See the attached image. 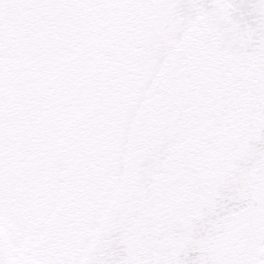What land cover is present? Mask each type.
<instances>
[{"label":"flooded vegetation","instance_id":"flooded-vegetation-1","mask_svg":"<svg viewBox=\"0 0 264 264\" xmlns=\"http://www.w3.org/2000/svg\"><path fill=\"white\" fill-rule=\"evenodd\" d=\"M167 5L0 0V264L80 263L161 29L187 18Z\"/></svg>","mask_w":264,"mask_h":264},{"label":"water","instance_id":"water-1","mask_svg":"<svg viewBox=\"0 0 264 264\" xmlns=\"http://www.w3.org/2000/svg\"><path fill=\"white\" fill-rule=\"evenodd\" d=\"M181 1L81 264H264V0Z\"/></svg>","mask_w":264,"mask_h":264},{"label":"rangeland","instance_id":"rangeland-1","mask_svg":"<svg viewBox=\"0 0 264 264\" xmlns=\"http://www.w3.org/2000/svg\"><path fill=\"white\" fill-rule=\"evenodd\" d=\"M173 7H174V2H173V0H168V5H167V7H165L164 9H162V10H163V11H162L163 13H162L160 19H163V18L167 19V15L169 14L170 11L172 12ZM116 15H118V13H117L116 10H114V11L112 12V16H113V19H114V20H115V16H116ZM159 28H160V24H159V26L155 29L154 32L156 33V32L158 31ZM151 46H152V44H151ZM126 86H128V85H126ZM126 91H127V89H126ZM124 130H125V129H124ZM111 168H112V174H113V180H114V177H116V175H117V165L115 164V162L111 164ZM113 180H112V181H113ZM100 207H102V206H100ZM99 210H100V208L97 209V210H94L93 213H94V214H97V213L99 212ZM96 216H97V215H96ZM89 220H90V218H89ZM89 220H88V221H89ZM89 223H90V224H89V228L92 230V228H93V223L91 222V220H90ZM83 237H84V236H83ZM86 240H87V238L84 237L83 240H82V244L85 245ZM83 247H84V246H83Z\"/></svg>","mask_w":264,"mask_h":264}]
</instances>
